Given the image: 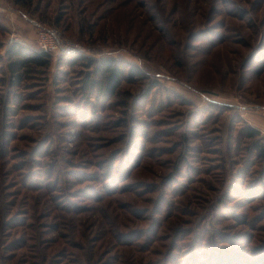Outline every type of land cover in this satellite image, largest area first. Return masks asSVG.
<instances>
[{
    "label": "rangeland",
    "instance_id": "obj_1",
    "mask_svg": "<svg viewBox=\"0 0 264 264\" xmlns=\"http://www.w3.org/2000/svg\"><path fill=\"white\" fill-rule=\"evenodd\" d=\"M176 2L0 0V264H264V159L244 134L264 146V0ZM29 18L84 50L16 85L5 52L35 48ZM106 57L142 74L102 103L83 79ZM27 154L39 182L18 179ZM128 225L124 245L110 232Z\"/></svg>",
    "mask_w": 264,
    "mask_h": 264
},
{
    "label": "trees",
    "instance_id": "obj_2",
    "mask_svg": "<svg viewBox=\"0 0 264 264\" xmlns=\"http://www.w3.org/2000/svg\"><path fill=\"white\" fill-rule=\"evenodd\" d=\"M16 1H19V0H16ZM179 2L180 0H177L175 4L177 5ZM175 7H178V5ZM29 19L33 23L44 26L40 21H38L35 18H29ZM59 55H66L69 61H74V59L71 58L72 56L69 54H59ZM5 56L7 59L8 69L13 79L11 83L17 85L19 81L22 79L24 75L23 73L24 71L25 72L30 71L33 67H46L47 65H49L51 61V56H54V54H51L49 52L40 51V50H37L36 48H31L30 46L24 43H21V42H14L7 48L5 52ZM85 64L92 70L91 72L85 74V78L83 79L84 88L88 90V93L89 92L94 93L95 100L98 102L102 101V103H104L105 99L109 97H113L118 93L117 90L125 78L132 79L133 76L142 74L140 70L137 68V66L131 65L130 63H125L124 61L120 59H116L114 57H106V58H102L99 60L88 58ZM6 100H9V98L8 97L2 98L3 102H5ZM123 101L126 105L129 103L128 100H123ZM10 103L11 101L9 100L8 105H10ZM3 112L4 114L2 115V119H5L8 113L6 111H3ZM133 117L134 119H137L133 115L130 116V118H133ZM122 121L124 122V124H122L123 126L126 124H130L129 117L127 115H125L122 118ZM130 125H131V128L129 129V132L130 134H132L131 135L132 137L133 134L135 133V130L139 129V124L132 122ZM244 130H245L244 131L245 136L253 139L251 143L252 144L251 147L256 152V155L264 159V146H262V144L259 143V140L257 138L260 135V130L254 126H251L250 124H246L244 126ZM0 133L2 135L0 139V141H2L1 145L4 146L5 142H7V136L9 138L11 133H7V134L5 132L4 133L0 132ZM37 144L38 145L32 149L39 150L40 148L44 147V143H42V141ZM46 148L47 146H45V149ZM45 149L38 153L45 152L46 151ZM4 158L5 156L3 157V161L5 160ZM39 161L42 164V160H39ZM37 163L38 162H36V159L33 156L30 158L28 155L26 160H21V162L17 164L16 172L17 173L22 172L20 176L18 177V179H20L19 180L20 182L22 181L24 182L28 180H30V184L39 182V180H34L38 177L37 175L39 174L35 171H36V168H39L43 165H39ZM45 164H47V162ZM21 166H24L26 169L24 168L21 169ZM130 167L131 165L129 166L127 165V167L123 168L119 172V174L116 175V177H113V176H112L113 178H111V176L109 177V182L110 181H112V183L114 182L112 184L113 187L110 189L115 191V193L116 192L119 193L125 190L128 191V189L130 188V185L126 186L125 184H123L124 179L128 178V172H129ZM43 174L46 175V173H43ZM124 175H125V178L123 177ZM40 176L38 177L39 179H40ZM260 185L262 184L259 182L258 186ZM112 190H109V191H112ZM118 203H120V201ZM121 205L124 206L123 203ZM132 211H134V209ZM129 221H130V218H129ZM129 225L127 226L126 231L120 232V227H116V229L114 231L112 229L110 233H112L111 235H113V237L116 236V239L118 242L123 241L122 244L125 245L126 243L131 242V238L128 240H121L120 236L121 234H123L126 239L128 238V236L132 235L133 229H130ZM118 232L121 234H119ZM137 234H138V231L135 232L134 236H136Z\"/></svg>",
    "mask_w": 264,
    "mask_h": 264
},
{
    "label": "built area",
    "instance_id": "obj_3",
    "mask_svg": "<svg viewBox=\"0 0 264 264\" xmlns=\"http://www.w3.org/2000/svg\"><path fill=\"white\" fill-rule=\"evenodd\" d=\"M37 28L35 48L51 54H79L84 48L79 42L71 40L60 33L55 27L42 26L34 23Z\"/></svg>",
    "mask_w": 264,
    "mask_h": 264
}]
</instances>
